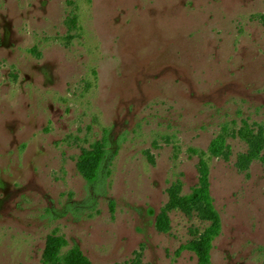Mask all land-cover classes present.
<instances>
[{"label":"rangeland","instance_id":"obj_1","mask_svg":"<svg viewBox=\"0 0 264 264\" xmlns=\"http://www.w3.org/2000/svg\"><path fill=\"white\" fill-rule=\"evenodd\" d=\"M264 0H0V264H43L52 235L93 264H198L194 208L157 219L206 159L222 219L211 264H264ZM100 175L81 156L104 138Z\"/></svg>","mask_w":264,"mask_h":264},{"label":"trees","instance_id":"obj_2","mask_svg":"<svg viewBox=\"0 0 264 264\" xmlns=\"http://www.w3.org/2000/svg\"><path fill=\"white\" fill-rule=\"evenodd\" d=\"M264 20V16H263ZM228 129L223 127V132L216 136L210 143L207 153L211 157H220L229 150ZM239 137L250 145L248 155L241 157L240 164H247L255 159L264 161V128L258 127L255 132L248 124L240 129ZM109 139L107 137L101 143L92 147L81 156V169L84 177L89 182L98 179L103 162L108 150ZM199 156V179L198 184L186 196H181V184H174L169 189V203L157 219V227L161 231L168 230V211L178 207L187 206L196 209L206 221L209 222L204 233L197 240L185 245V249L194 252L198 264H211L213 241L222 231V219L218 212L211 193L210 167L206 159V152L192 149ZM67 240L61 235H52L43 253V264H93L82 252L79 246H73L67 251Z\"/></svg>","mask_w":264,"mask_h":264}]
</instances>
